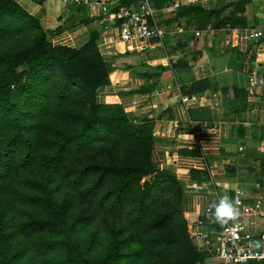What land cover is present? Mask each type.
<instances>
[{"label":"crops","instance_id":"1","mask_svg":"<svg viewBox=\"0 0 264 264\" xmlns=\"http://www.w3.org/2000/svg\"><path fill=\"white\" fill-rule=\"evenodd\" d=\"M12 1L37 20L52 45L79 48L94 36L111 64L108 85L96 97L151 126V162L173 176L183 218L191 221L213 192L264 186V0H152L166 35L161 48L118 41L112 24L98 25L97 6ZM251 32L263 35L246 39ZM251 86L245 111L228 110L234 89ZM185 96L196 103L184 107ZM200 149L205 168H197ZM261 196L264 189L253 198ZM199 248L209 255L203 264L216 262L204 242Z\"/></svg>","mask_w":264,"mask_h":264},{"label":"trees","instance_id":"2","mask_svg":"<svg viewBox=\"0 0 264 264\" xmlns=\"http://www.w3.org/2000/svg\"><path fill=\"white\" fill-rule=\"evenodd\" d=\"M41 1L33 0L36 4ZM17 8L12 0H0V18ZM24 16L31 20L30 15ZM35 21L36 31L25 46L0 54V264H13L4 236L12 222L10 214L26 216L22 207L28 206L29 199L34 201L33 207L29 223L22 229L29 228L28 235L44 236V250L61 248L62 264H112L127 257L119 252L123 240L115 235L103 257L92 260L86 255L74 235L81 220L79 216L70 222L63 219L69 200L63 198L64 203L57 205L51 180L45 177L52 174L62 177L69 198L72 191L87 188L81 197L89 196L99 204L111 201L109 209L120 212L138 230L130 242L144 235H169L173 242V232L161 234L159 230L181 214L177 200L166 202L165 212L155 220L144 219L155 199L151 189L170 191L175 186L173 176L158 171L151 162V126L134 123L119 104L97 101L96 92L108 85L110 69L94 36L79 48L52 45ZM6 32L7 28L0 26V38ZM52 73L58 79L56 85L43 88L42 79ZM233 94L228 110L245 111L246 91L234 89ZM112 134L118 138L110 155L84 154L92 144H109ZM118 152L128 156L119 159ZM151 172L153 182L139 185L140 178ZM130 199L136 201L133 209L127 206Z\"/></svg>","mask_w":264,"mask_h":264},{"label":"rangeland","instance_id":"3","mask_svg":"<svg viewBox=\"0 0 264 264\" xmlns=\"http://www.w3.org/2000/svg\"><path fill=\"white\" fill-rule=\"evenodd\" d=\"M25 14L28 15L21 8H17L12 10L11 14L0 18V26L7 28V34L0 38V54H9L20 49L34 35L36 29L33 23L36 21L31 16L29 21L25 18ZM105 64L108 68L111 65L106 62ZM55 76L52 73L47 78L42 79L43 88L54 87L58 81ZM96 99L98 102H103L100 98L96 97ZM130 119L132 120V118ZM131 120L130 122L133 124ZM117 138V135L112 134L109 137V144H99V142L92 144L91 147H87L84 154L86 156L96 154V156L107 157L111 154V145L115 143ZM125 155L128 156L127 153H116L119 159L124 158ZM152 172L150 175L141 177L139 185L152 183ZM45 177L51 180L50 188L57 199V205L64 203L63 198L69 200L68 205L64 208L63 219L70 222L72 218L79 216L81 221L77 225L74 235L80 239L78 241L79 246L92 260L103 257L115 235V237L123 240L119 252L128 255L112 264H203L208 261V253L195 243L189 228L190 221L183 218L181 214L176 215L174 221H167L159 230L161 234L173 232L175 234L173 242L169 241V235H144L139 241L130 242L132 238L138 235V230L133 226L131 220L125 219L120 212L109 209L112 205L111 201L99 204L97 200L90 201L89 196L81 197L88 192L87 188L72 191L73 195H70L71 198H69L67 197L69 195L68 188L60 175L52 174L51 176L45 175ZM7 185L8 183H6V187ZM4 192H6L5 188ZM101 192L103 193V191ZM150 192L155 199L146 213V217H144L145 221L149 222L164 213L166 210L165 203H173L178 195L172 190L167 191L165 189H151ZM33 202L29 199L26 202L29 207H22L27 213L26 216L18 213L14 216V212L10 214L12 222H9L8 235L4 236L5 247L11 256L13 255V264H55L56 262L62 264L63 250L61 248L54 246L44 250L41 241L44 236L28 235L29 228L22 229L29 223L32 211L30 207H33ZM135 203L134 199H130L127 204L128 208L133 209Z\"/></svg>","mask_w":264,"mask_h":264},{"label":"built area","instance_id":"4","mask_svg":"<svg viewBox=\"0 0 264 264\" xmlns=\"http://www.w3.org/2000/svg\"><path fill=\"white\" fill-rule=\"evenodd\" d=\"M75 5L97 6L102 16L97 21L99 26L110 23L116 31V38L121 42H155L160 48L165 39V32L155 21V9L152 0H63ZM263 34L251 32L246 39H258ZM197 36V32H194ZM253 87L247 90L251 95ZM184 107L196 103L194 96L180 98ZM240 150V149H239ZM197 168H205L202 149L198 155ZM264 186L223 189L220 194L213 192L203 209L190 221V230L195 239L208 246V252L216 261L214 264H264V196L253 198ZM228 197L237 210L235 219L217 220L216 207L221 198ZM238 202V203H237Z\"/></svg>","mask_w":264,"mask_h":264},{"label":"clouds","instance_id":"5","mask_svg":"<svg viewBox=\"0 0 264 264\" xmlns=\"http://www.w3.org/2000/svg\"><path fill=\"white\" fill-rule=\"evenodd\" d=\"M236 215L237 210L233 204L229 202L228 197L221 198L218 206L216 207L217 220L235 219Z\"/></svg>","mask_w":264,"mask_h":264},{"label":"water","instance_id":"6","mask_svg":"<svg viewBox=\"0 0 264 264\" xmlns=\"http://www.w3.org/2000/svg\"><path fill=\"white\" fill-rule=\"evenodd\" d=\"M198 246H199V247L201 246V241H198Z\"/></svg>","mask_w":264,"mask_h":264}]
</instances>
